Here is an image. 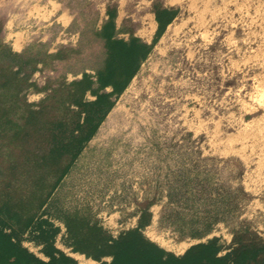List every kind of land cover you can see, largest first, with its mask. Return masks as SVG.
I'll list each match as a JSON object with an SVG mask.
<instances>
[{"label":"rangeland","instance_id":"rangeland-1","mask_svg":"<svg viewBox=\"0 0 264 264\" xmlns=\"http://www.w3.org/2000/svg\"><path fill=\"white\" fill-rule=\"evenodd\" d=\"M164 6H177L178 20L82 151L62 155L66 173L16 235L36 257L47 261L53 250L78 264L112 261L74 252L68 221L97 224L116 239L144 220L142 234L177 257L215 240L221 255L240 243L264 247V0H0V38L17 53L39 43L50 53L78 50L52 69L39 66L32 80L44 88L83 72L95 77L106 51L93 31L108 7L116 10L117 37L127 40ZM45 94L31 90L27 100L38 104ZM46 118V140L30 132L18 162L53 147L56 118ZM77 135L69 129L58 138L67 144Z\"/></svg>","mask_w":264,"mask_h":264},{"label":"trees","instance_id":"trees-1","mask_svg":"<svg viewBox=\"0 0 264 264\" xmlns=\"http://www.w3.org/2000/svg\"><path fill=\"white\" fill-rule=\"evenodd\" d=\"M156 14L160 27L153 42L148 44L135 36L128 40L118 38L116 10L108 7L107 20L99 30L93 31L104 42L106 51L95 77L83 72L80 79L69 83L49 81L44 88H38L32 80L39 66L52 69L56 61L68 60L78 50L63 47L50 53L46 45L39 43L17 53L0 38V264H78L65 253L53 250L48 254L49 260L40 259L22 247L15 237L28 229L55 183L66 173L68 167L62 162V155L76 156L82 151L175 16V12L160 8ZM108 87L113 88L111 93L104 91ZM31 90L45 92V97L38 104H31L27 100ZM88 94L96 100L88 101ZM51 114L56 118L52 127L55 135L51 136L53 147L42 156L26 152L18 162L16 154L24 148L23 142L30 132L39 129L46 140L44 134L49 131L46 117ZM61 116L67 120L60 119ZM69 129L71 134L76 131L79 135L64 144L58 134ZM73 222H67L74 239L73 251L96 260L113 258L110 263L101 264H264V247L254 241L240 243L221 255V246L215 240L192 246L177 257L142 234L140 228L147 221L143 220L141 227L116 239L97 224L77 226Z\"/></svg>","mask_w":264,"mask_h":264},{"label":"crops","instance_id":"crops-1","mask_svg":"<svg viewBox=\"0 0 264 264\" xmlns=\"http://www.w3.org/2000/svg\"><path fill=\"white\" fill-rule=\"evenodd\" d=\"M160 9L161 10H163V9L171 10V11L175 12V16H174V19L172 20V22L167 25V27H166L163 35L159 39L158 43L165 36V34L167 33L168 29L178 20L179 14H180L179 9L177 8V6H170V7L164 6V7H160ZM61 16L62 17L60 19H64L62 25L68 26L69 23H70V20L68 19V17L66 15H61ZM159 27H160V25H159V23L157 21L156 10H152L149 13V15H147V19L141 21L140 26L137 28V33L134 34L133 36L142 39L144 42H146L148 44H151L153 42L154 38H155V35H156ZM25 41H26V39L24 37H22V36L21 37H17L16 40L13 42L14 49L16 51H18V52L21 51L24 48ZM157 44L153 48L152 52L156 48ZM152 52H151V54H152Z\"/></svg>","mask_w":264,"mask_h":264}]
</instances>
